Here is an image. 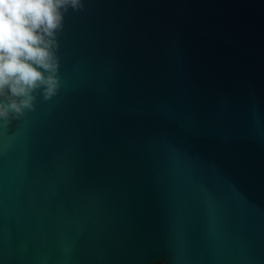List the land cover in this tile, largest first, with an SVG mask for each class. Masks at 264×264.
I'll return each mask as SVG.
<instances>
[{"label": "water", "instance_id": "95a60500", "mask_svg": "<svg viewBox=\"0 0 264 264\" xmlns=\"http://www.w3.org/2000/svg\"><path fill=\"white\" fill-rule=\"evenodd\" d=\"M59 39L0 124V264H264V0H83Z\"/></svg>", "mask_w": 264, "mask_h": 264}, {"label": "clouds", "instance_id": "9594fccd", "mask_svg": "<svg viewBox=\"0 0 264 264\" xmlns=\"http://www.w3.org/2000/svg\"><path fill=\"white\" fill-rule=\"evenodd\" d=\"M83 0H0V124L35 111L63 87L60 33Z\"/></svg>", "mask_w": 264, "mask_h": 264}]
</instances>
